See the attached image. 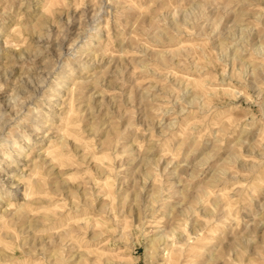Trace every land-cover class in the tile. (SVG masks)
Segmentation results:
<instances>
[{"label":"clouds","instance_id":"obj_1","mask_svg":"<svg viewBox=\"0 0 264 264\" xmlns=\"http://www.w3.org/2000/svg\"><path fill=\"white\" fill-rule=\"evenodd\" d=\"M0 264H264V0H0Z\"/></svg>","mask_w":264,"mask_h":264}]
</instances>
